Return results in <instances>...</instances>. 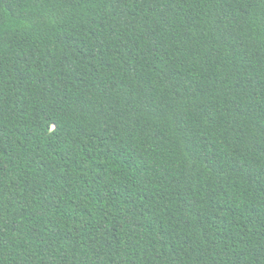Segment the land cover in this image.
Returning a JSON list of instances; mask_svg holds the SVG:
<instances>
[{
    "label": "trees",
    "instance_id": "1",
    "mask_svg": "<svg viewBox=\"0 0 264 264\" xmlns=\"http://www.w3.org/2000/svg\"><path fill=\"white\" fill-rule=\"evenodd\" d=\"M0 264H264V0H0Z\"/></svg>",
    "mask_w": 264,
    "mask_h": 264
}]
</instances>
